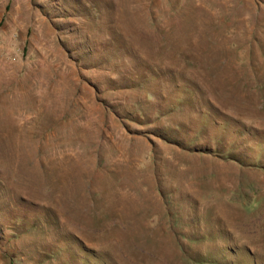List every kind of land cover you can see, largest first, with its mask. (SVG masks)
I'll use <instances>...</instances> for the list:
<instances>
[{"label": "rangeland", "instance_id": "1", "mask_svg": "<svg viewBox=\"0 0 264 264\" xmlns=\"http://www.w3.org/2000/svg\"><path fill=\"white\" fill-rule=\"evenodd\" d=\"M0 264H264V0H0Z\"/></svg>", "mask_w": 264, "mask_h": 264}]
</instances>
